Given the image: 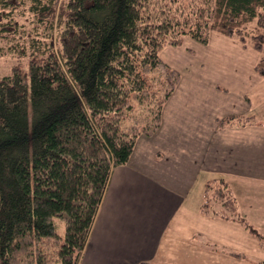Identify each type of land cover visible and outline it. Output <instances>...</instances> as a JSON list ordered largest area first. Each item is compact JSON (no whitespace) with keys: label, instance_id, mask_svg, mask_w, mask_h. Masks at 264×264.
Instances as JSON below:
<instances>
[{"label":"trees","instance_id":"trees-1","mask_svg":"<svg viewBox=\"0 0 264 264\" xmlns=\"http://www.w3.org/2000/svg\"><path fill=\"white\" fill-rule=\"evenodd\" d=\"M211 32L256 50L264 78V0H0V56L24 60L0 76V264L79 263L112 168L158 131L180 81L160 48ZM200 210L264 240L224 176Z\"/></svg>","mask_w":264,"mask_h":264},{"label":"crops","instance_id":"crops-1","mask_svg":"<svg viewBox=\"0 0 264 264\" xmlns=\"http://www.w3.org/2000/svg\"><path fill=\"white\" fill-rule=\"evenodd\" d=\"M247 86L243 99L252 107L249 116L256 108L264 114V78L250 79ZM211 93L227 89L214 83ZM176 110L171 96L158 131L139 137L129 161L112 168L78 264H223L242 257L233 253L245 254L239 248L252 241L244 242L238 231L244 236L247 230L200 207L206 179L213 175L224 176L231 186L234 178L264 184V127L219 126L227 115L212 118L209 127L202 122L209 138L192 158L184 156L185 122ZM184 166L190 176H177L175 168Z\"/></svg>","mask_w":264,"mask_h":264},{"label":"rangeland","instance_id":"rangeland-1","mask_svg":"<svg viewBox=\"0 0 264 264\" xmlns=\"http://www.w3.org/2000/svg\"><path fill=\"white\" fill-rule=\"evenodd\" d=\"M252 25L253 23L249 24ZM53 34L55 40L56 31ZM159 54L181 75L171 96L172 103L177 108L175 114L185 122L182 132L186 141L184 146L188 148L184 151V156L195 158L201 146L208 140L209 136L204 134L200 127L202 122L209 127L211 119L215 117L221 118L231 114L249 116L252 113V107L250 109L243 99V95L249 91L248 81L260 77L254 70L260 54L252 47L242 46L234 37L211 32L207 44L185 36L181 45L161 47ZM16 63H24V60L11 54L0 56V76L8 73ZM214 83L226 88L227 93H211ZM259 110H255L253 117L256 119L264 118V114L261 115ZM184 168L185 166L175 168L177 176H190V171H184ZM234 179L237 182L232 186L229 184V187L236 197L239 214L264 236V184L254 182L250 178ZM198 188L199 181L191 189L192 201L193 198L196 200ZM238 236L243 237L244 242L252 243H244L243 247L239 248L245 252L241 258L231 257V260L223 264H264V240L259 241L248 230L241 236L239 229Z\"/></svg>","mask_w":264,"mask_h":264}]
</instances>
